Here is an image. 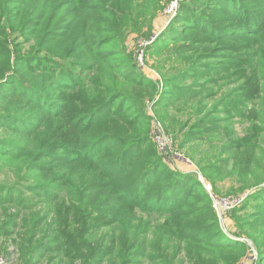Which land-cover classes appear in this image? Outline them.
<instances>
[{
	"label": "trees",
	"instance_id": "trees-1",
	"mask_svg": "<svg viewBox=\"0 0 264 264\" xmlns=\"http://www.w3.org/2000/svg\"><path fill=\"white\" fill-rule=\"evenodd\" d=\"M105 1L0 0V132L11 135L0 134V166H7L34 198L50 204L47 215L40 217L37 212L29 228L24 226L23 237L13 240L18 264H235L245 253L244 246L228 242L226 236L214 231V211L208 197L198 192V183L170 171L168 181L150 180V168L154 164L145 163L146 155L141 152L135 153L137 145L147 141L148 116L135 121L144 136L120 143L125 148L121 159L116 158L117 163L110 159L109 153L103 154L108 149L103 142L110 135L95 131L94 127L100 121L108 122L107 126L112 123L113 127L121 122L117 111L123 106L113 112L112 120L111 113L105 110L111 102L120 101L117 96L120 94L115 91H123L128 99H133L125 87L133 85L149 90L152 86L138 80L133 67L114 64V59L106 57L104 50H98V41L108 37L103 26L113 10L111 2L107 5ZM125 1L137 5V0ZM179 20L186 21L174 37L176 42H183L182 47L192 61L221 59L233 68L245 60L240 68L238 94L226 101L230 104L240 101L235 109L242 111L241 117L249 123L248 133L238 138L228 133L226 137H232L234 145L223 149H232V153L223 160L202 155L200 173L213 188L230 176L241 184L231 190L233 193L258 188L264 184V139L259 138L264 134V126H257L264 118V0H183L174 22ZM183 30L191 33L183 34ZM240 33L247 35L238 36ZM27 35L32 38L26 40ZM238 39L252 48L251 53L245 54L227 44H214ZM159 47L151 51L157 53L161 51ZM66 53L92 64V69L104 65L112 75L103 77L99 85L87 83L86 86L75 80L68 83L63 77L73 75V67H68L66 63L70 61L62 58ZM227 53L232 56L228 57ZM100 56H105L104 60ZM184 60L181 63L185 64ZM194 69L192 66L189 70ZM78 73L75 69L74 79ZM189 76L191 71L176 79ZM176 79L167 86L175 85ZM216 84L212 81L209 85ZM61 87L70 92L67 99L78 97L88 103L91 96L84 89L91 88L87 90L91 94L93 87L109 92L105 100H99L96 105L83 104L77 111L54 94ZM133 101L129 103L134 108L126 104V110L138 109L139 103ZM246 103H251V109L243 106ZM191 110L186 109L189 115ZM139 113L140 117L145 115ZM226 122L219 120L210 124L212 128L199 123L195 129L200 131L197 135H214ZM12 137H23L28 145L21 146ZM186 137L192 141L202 139L196 134ZM218 145L219 142L212 152L219 149ZM102 160L109 161L112 167L119 166L114 177ZM160 161L155 165L166 169ZM227 166L230 173L226 172ZM133 176L137 178L131 179ZM123 182L126 186L122 187ZM0 187L8 186L0 184ZM257 198L254 195L246 201ZM8 200H1L0 209L23 204L28 210L35 205L20 195ZM5 216L7 221H0L1 236L7 234L6 227L15 228L17 221H12L19 218L18 212ZM41 231H44L42 236L38 235ZM257 250L254 264H263L264 233Z\"/></svg>",
	"mask_w": 264,
	"mask_h": 264
},
{
	"label": "rangeland",
	"instance_id": "rangeland-1",
	"mask_svg": "<svg viewBox=\"0 0 264 264\" xmlns=\"http://www.w3.org/2000/svg\"><path fill=\"white\" fill-rule=\"evenodd\" d=\"M182 1L153 0L148 3L137 0V5L135 6L129 5L125 0L105 1L107 5L111 2L110 7L113 10L110 9L111 18L103 26L104 35L108 37L107 39L98 41V50H104L108 54L106 57L114 59V64H124L128 68L133 67L136 71V78L142 82H149L152 86H149V90L134 87L133 85L132 87H125L124 89L129 90L128 92L133 99H128L123 91H115L120 94L117 95L120 96V101L111 102L109 108L105 110L111 113L109 118L112 120L114 118L112 116L113 112L119 106H123L121 107L122 110H118L117 112H120V121L127 124L117 122L115 123L116 126L113 127L112 123H109L107 126L108 122L100 121L95 125L94 130L96 131L97 129L100 133L104 132L110 135V139L103 142V145L108 147L103 154L109 153L112 156L110 159L117 163L115 161L117 160L116 158L121 159L122 151L125 148L121 145L123 143L122 140L128 141V139L133 140L144 136V133L135 126V121L144 120L148 116L149 120H145V126L149 131L148 135H145L147 136V141H145L144 145H137L135 153L141 152L142 155H146L145 163L154 164L150 168L152 169V177H149L151 178L150 180L159 178L158 182H162L163 180L168 181V171L174 172L183 178H188L198 183L200 185L198 192L208 197L211 206L213 201L219 199L225 198L234 201L236 199H233V197H241L242 202L231 210L221 211L220 214H217L213 210L216 221L213 227L214 231L217 230L220 234L226 236L228 242L241 243L244 246L245 253L235 264H254L257 262L259 254L257 244L262 241V234L264 233V184L258 188H250L244 191V193H233L231 190L241 187L239 180L230 176L218 182L217 187L213 188L210 183L205 181L204 176H202L199 170L201 162L199 158L202 155H206L209 158L214 156L218 160H223L232 153V149L230 151L223 149L234 145L232 137H226L228 133L236 138L243 137L248 133L249 123L245 121V118L241 117L242 111L237 112L235 109L239 106L240 101H234L231 104L226 101L227 98H232L238 94L237 87L240 85L242 75L240 68H243L245 60L241 64H237L231 68V65H228V63H222L221 59H217V61L207 59H200L198 61L194 59L192 61L189 59L188 54L185 53L182 47L183 42H176L177 37H174L181 32L182 23L186 21L179 20L178 22H174ZM188 5L192 6L189 3ZM151 6L153 7L151 8ZM196 9L197 11L200 10L199 8ZM182 33L190 34L191 32L183 30ZM192 33L200 36L197 32ZM243 35L247 34L240 33L238 36ZM31 38L28 35L25 36L26 40H30ZM214 44L215 46L227 44L230 48H235V50H239L245 54L252 51V48L240 39L228 43L214 42ZM158 46H160L158 49L161 51L157 53L151 51L152 48ZM91 48L97 50L93 45H91ZM206 50L209 52L210 49ZM225 55L228 57L232 56L231 53ZM222 56L217 55L219 58H222ZM102 57L105 58V56ZM62 58L65 61H70L66 63L68 67H73V75L63 77L68 83H73L75 80L78 83H85L86 86L87 83H98L99 85V81L103 82V77L112 75V72L104 65L102 67L96 65L92 69V64H88L80 57L69 53L62 55ZM104 58L101 59L104 60ZM183 59H186V61L184 60L185 64L181 63ZM196 64L200 67H197ZM97 66L99 69H97ZM192 66H195L194 71H192L193 69L189 70ZM207 66L210 68L207 69ZM75 69L79 72L76 79H74ZM190 71L191 76L189 78L183 80L176 79L181 74L190 73ZM175 79L178 80L175 85L167 86ZM212 81L217 82L216 86L209 85ZM66 90V88L62 87L56 88L54 94L59 100L69 103L77 111H80L83 104L88 106L91 104L96 105L99 100H105L107 92H109L106 89H95L93 87V93L91 94L87 91L91 90V88L84 89L91 96V101L88 103L78 97L74 100L67 99V94L70 92H65ZM129 101L139 103L138 109L131 111V108L134 107H131L132 105H130ZM126 104H129L131 108L126 110ZM243 106L251 109V103H246ZM188 107L192 108L190 115L186 111ZM139 112H144L145 115L140 117ZM194 112L202 113L203 115L201 117L191 116ZM26 115L30 116L31 114ZM219 120H227V122L218 133L214 135L211 133L197 135L200 134V131L195 129V124H207L209 128H212L210 124L217 123ZM262 120V122L258 123V127L264 126L263 117ZM178 125L181 128L180 130H178ZM174 126L175 129L173 128ZM0 134L11 137V135L3 132H0ZM188 134H196V136H199L198 138L202 139H200L201 141L199 139L194 141L186 139ZM112 137H117L121 140L115 141V139H111ZM12 138L20 142L21 146L28 145L27 139L23 140V137ZM259 138L264 139V134H261ZM217 142H219L220 154L217 147V150L212 152ZM210 143L211 147L209 146ZM155 153L157 154L156 156L153 155ZM107 160H102L103 164H107L105 169H110V175L114 177L119 166L113 165L112 167L109 164L110 160ZM159 160L166 166V169L158 168V165H155ZM226 168V172L230 173L229 167L227 166ZM135 178L137 176L131 177V179ZM0 182V184L8 186L5 189L4 187H0V202L1 200L7 201L20 195V198L23 200H32L35 204L31 207L32 209L29 208L28 210L24 209L25 207L27 208V205L24 206L23 204L20 206L14 204L0 209V221H7L5 215L17 214V212L19 215V218L12 221L14 223L17 221L16 227H6L4 232L7 234L4 236L0 235V264H18L16 246L13 240L23 237L24 226L29 228L32 218L37 212L40 217L47 215V208L50 204L41 203L39 198H34L32 193L24 190L23 186H25V183L17 181L15 175L9 172L7 166H0ZM8 182H17V185L12 186L13 184L11 185ZM121 186H126L125 182ZM206 186L210 189L209 192L206 191ZM163 188L167 192L168 188L165 186ZM19 192L21 193L18 194ZM254 195L258 198L246 201ZM43 233L44 231H41L38 235ZM8 234L12 235L8 237ZM34 260L36 261L37 259ZM137 260H139L137 262H144V259ZM38 263L45 264L42 262L35 264Z\"/></svg>",
	"mask_w": 264,
	"mask_h": 264
},
{
	"label": "built area",
	"instance_id": "built-area-1",
	"mask_svg": "<svg viewBox=\"0 0 264 264\" xmlns=\"http://www.w3.org/2000/svg\"><path fill=\"white\" fill-rule=\"evenodd\" d=\"M206 191H210V189L206 186ZM240 198V199H237ZM233 199H236L234 201H231L230 199H219L216 201H213L212 209L217 213L220 214L221 211H228L235 207H237L241 202V197H233Z\"/></svg>",
	"mask_w": 264,
	"mask_h": 264
}]
</instances>
